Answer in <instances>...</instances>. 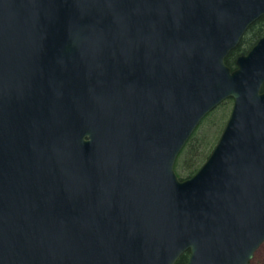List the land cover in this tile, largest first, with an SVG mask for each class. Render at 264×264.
<instances>
[{"label":"water","instance_id":"95a60500","mask_svg":"<svg viewBox=\"0 0 264 264\" xmlns=\"http://www.w3.org/2000/svg\"><path fill=\"white\" fill-rule=\"evenodd\" d=\"M264 0H0V264H249L264 241ZM227 98L206 160H175Z\"/></svg>","mask_w":264,"mask_h":264},{"label":"rangeland","instance_id":"374dc122","mask_svg":"<svg viewBox=\"0 0 264 264\" xmlns=\"http://www.w3.org/2000/svg\"><path fill=\"white\" fill-rule=\"evenodd\" d=\"M250 36V31L244 35L242 41L243 46L249 42ZM232 104V98L225 99V101L216 106L199 123L192 137L176 160L174 168L179 178L183 179L192 175L195 172L193 170L196 167H200L205 161L223 130ZM250 264H264V242L254 253Z\"/></svg>","mask_w":264,"mask_h":264},{"label":"trees","instance_id":"16d2710c","mask_svg":"<svg viewBox=\"0 0 264 264\" xmlns=\"http://www.w3.org/2000/svg\"><path fill=\"white\" fill-rule=\"evenodd\" d=\"M250 31L251 32V36L249 38V42L243 46L242 41H243V37L240 41V43L238 44V46L232 50L229 55L226 57L225 62L227 63V65H229L231 68H233L235 66V58L237 55L241 54V53H245L247 52L250 47L256 42V40L263 34L264 32V15L261 16L260 18H258L254 23H252L248 30L246 31V33ZM246 33L244 35H246ZM243 46V47H242ZM194 133V132H193ZM193 135V134H192ZM192 135L189 137V139L192 137ZM189 139L187 140L185 146L187 145ZM184 146V147H185ZM183 150V149H182ZM182 150L180 151V153L182 152ZM180 153L178 154V156L180 155ZM177 156V159H178ZM176 159V160H177ZM176 164V162H175ZM199 168V167H198ZM196 167V169H194L193 171H196L198 169ZM188 255V251L183 253L177 260V263H181L182 261H184L187 258ZM251 262V261H250Z\"/></svg>","mask_w":264,"mask_h":264},{"label":"flooded vegetation","instance_id":"af4514ba","mask_svg":"<svg viewBox=\"0 0 264 264\" xmlns=\"http://www.w3.org/2000/svg\"><path fill=\"white\" fill-rule=\"evenodd\" d=\"M260 246H261V245H259V247H260ZM259 247H258V248H259ZM258 248H257V249H258ZM257 249H256V251H257ZM256 251H255V252H256ZM255 252H254V253H255ZM253 256H254V255H253ZM252 258H253V257H252Z\"/></svg>","mask_w":264,"mask_h":264}]
</instances>
